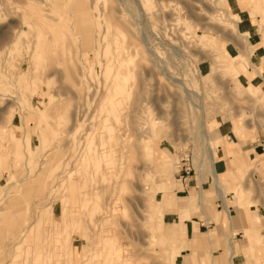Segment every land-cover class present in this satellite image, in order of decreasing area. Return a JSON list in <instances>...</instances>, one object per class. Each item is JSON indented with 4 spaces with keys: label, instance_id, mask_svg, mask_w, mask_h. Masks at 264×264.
Wrapping results in <instances>:
<instances>
[{
    "label": "rangeland",
    "instance_id": "obj_1",
    "mask_svg": "<svg viewBox=\"0 0 264 264\" xmlns=\"http://www.w3.org/2000/svg\"><path fill=\"white\" fill-rule=\"evenodd\" d=\"M239 1L72 0L74 26L53 0H0L21 29L0 41V264H172L181 206L217 226L224 198L264 207V0Z\"/></svg>",
    "mask_w": 264,
    "mask_h": 264
},
{
    "label": "crops",
    "instance_id": "obj_2",
    "mask_svg": "<svg viewBox=\"0 0 264 264\" xmlns=\"http://www.w3.org/2000/svg\"><path fill=\"white\" fill-rule=\"evenodd\" d=\"M260 73L264 77L262 65ZM235 130L238 141L226 140L221 146L223 156L237 162L244 135L240 127H235ZM258 154L263 152L260 153L253 147L250 156L255 155L256 158L250 162L257 163L260 159ZM220 173L216 175L221 181L223 175ZM261 174L264 178V170ZM188 188L183 185L182 193L188 192ZM164 192L169 205L174 204V196L166 189ZM192 197L193 195L191 200ZM195 197L199 198V195L196 194ZM223 207L224 213L217 211V215L221 213L218 216L219 226L209 220L206 211L196 215L187 209V204L172 214L171 223L180 233L177 245L179 248L170 254L172 264H264V207L258 204L254 209L250 205L239 210L235 206H227L225 198ZM231 212H234L233 220L230 218ZM244 230L252 234L245 237ZM227 231L234 237H228Z\"/></svg>",
    "mask_w": 264,
    "mask_h": 264
},
{
    "label": "bare ground",
    "instance_id": "obj_3",
    "mask_svg": "<svg viewBox=\"0 0 264 264\" xmlns=\"http://www.w3.org/2000/svg\"><path fill=\"white\" fill-rule=\"evenodd\" d=\"M17 1H19L20 3H21V5H22V10H21V12L20 13H38V9L35 7V6H33V7H31V6H29V2H28V0H17ZM135 4H138V3H141L140 1L141 0H132ZM181 1V0H180ZM241 1V0H240ZM240 1H239V3H240ZM151 2V1H150ZM241 4H242V2H241ZM53 7H55L54 8V10L52 11V13H67L68 14V16H66V14L65 15H60L61 17H62V19L63 20H65L66 21V18L67 19H69L72 23L71 24H73L74 26H77L78 24H80V22L81 21H79L78 22V15H77V13H81L80 12V10H79V5H76V4H74V3H72V0H53ZM194 6V5H193ZM196 8V7H195ZM252 9V8H251ZM251 9H249V11H250V17H252L251 15H253V10H251ZM189 10V9H188ZM159 11V10H158ZM157 11V12H158ZM223 11H225V10H223ZM104 12V11H103ZM228 12V11H227ZM225 13H226V11H225ZM150 18V17H149ZM159 18V17H158ZM19 22V24H21V28H22V25H24L23 24V21L22 20H19L18 21ZM258 26V25H257ZM253 27V26H252ZM19 33H21V29L19 28H14V26H9V25H6V27L5 28H3V27H1L0 28V41H2V42H9V43H14V40L16 39V37H17V35L19 34ZM82 36H83V34H82ZM59 37V36H58ZM248 40V39H247ZM47 42L49 43L48 45H49V49H50V51L52 50H54V48H55V46H56V40H54V35H51L48 39H47ZM165 42V41H164ZM110 45H112V44H110ZM170 46H171V44H170ZM118 47V46H117ZM47 50V49H46ZM51 51V52H52ZM55 52V51H54ZM0 53H1V51H0ZM2 54V53H1ZM154 55H155V53H154ZM128 56V54H126L125 52H120L119 53V55H118V58H120L121 60H124L126 57ZM3 61V60H2ZM2 61H0V62H2ZM220 61V60H219ZM124 62V61H123ZM155 62H156V60H155ZM157 65V64H156ZM161 68V67H160ZM159 70V69H158ZM1 72V71H0ZM1 74V73H0ZM174 81V80H173ZM5 82H7V81H5ZM80 82H82V81H80ZM178 82L180 83H182V81H179L178 80ZM180 83V84H181ZM5 88V87H4ZM88 92V91H87ZM100 93V92H99ZM101 94V93H100ZM103 94V93H102ZM102 94H101V96H102ZM99 97V96H98ZM96 105V104H95ZM134 110V109H133ZM132 111V110H131ZM42 114V113H41ZM114 136H117V134L116 135H114ZM1 137V136H0ZM114 138H116V137H114ZM97 139V138H96ZM118 139V138H117ZM121 143V142H120ZM110 146H108L107 144L104 146V147H100V148H98V149H94V151H93V153H95L94 155L96 156V158L97 159H99V158H102L104 155H106L107 154V152H108V150H110V148H109ZM118 150V149H117ZM212 151L208 148V147H206V149H205V153H206V155H211L212 153H211ZM98 166H100V163H99V165ZM97 169H99V167L97 168ZM93 170H96V168H93ZM73 171V170H72ZM214 173H213V175L216 177V175H215V171L214 170H212ZM217 182V184H216V191H217V193L220 195V196H222V195H224L223 193H222V190H221V184H218V181H216ZM68 186H69V184H68ZM71 186V185H70ZM75 192V191H74ZM70 193V192H69ZM113 210V209H112ZM113 215V212L111 211V212H109V213H106L105 214V220H108V219H110L111 218V216ZM98 231V230H97ZM100 231V230H99ZM97 233H99V232H97ZM98 236V235H97ZM96 245V244H95ZM81 249V248H80ZM122 249V247H120V250ZM123 250V249H122ZM121 250V251H122ZM81 251V250H80ZM116 251V250H115ZM70 253V252H69ZM76 253H78L77 251H76ZM117 253V252H116ZM115 255H117V254H115ZM127 256V255H126ZM127 257H125V259H126ZM124 259V260H125ZM128 259V258H127ZM86 260H88L87 258L86 259H83V263L82 264H85V263H87L86 262ZM122 260H123V258H122ZM126 261V260H125ZM123 262V261H122ZM25 263V262H24Z\"/></svg>",
    "mask_w": 264,
    "mask_h": 264
},
{
    "label": "built area",
    "instance_id": "obj_4",
    "mask_svg": "<svg viewBox=\"0 0 264 264\" xmlns=\"http://www.w3.org/2000/svg\"><path fill=\"white\" fill-rule=\"evenodd\" d=\"M183 156L184 157H181V159H180L182 161L181 165L183 166L181 171L188 173L190 170L189 166L187 165V161H188V157H189L188 153H185Z\"/></svg>",
    "mask_w": 264,
    "mask_h": 264
}]
</instances>
